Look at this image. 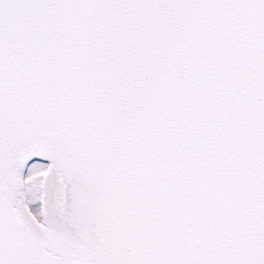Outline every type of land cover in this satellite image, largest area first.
I'll list each match as a JSON object with an SVG mask.
<instances>
[{
	"label": "snow or ice",
	"instance_id": "1",
	"mask_svg": "<svg viewBox=\"0 0 264 264\" xmlns=\"http://www.w3.org/2000/svg\"><path fill=\"white\" fill-rule=\"evenodd\" d=\"M0 264H264V0H0Z\"/></svg>",
	"mask_w": 264,
	"mask_h": 264
}]
</instances>
